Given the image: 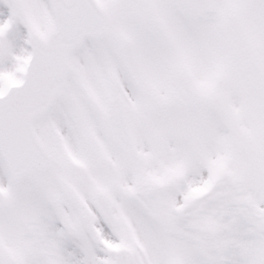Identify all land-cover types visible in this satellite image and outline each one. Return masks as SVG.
I'll return each instance as SVG.
<instances>
[{
  "label": "snow or ice",
  "instance_id": "6c2138e0",
  "mask_svg": "<svg viewBox=\"0 0 264 264\" xmlns=\"http://www.w3.org/2000/svg\"><path fill=\"white\" fill-rule=\"evenodd\" d=\"M0 264H264V0H0Z\"/></svg>",
  "mask_w": 264,
  "mask_h": 264
}]
</instances>
